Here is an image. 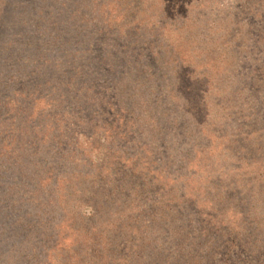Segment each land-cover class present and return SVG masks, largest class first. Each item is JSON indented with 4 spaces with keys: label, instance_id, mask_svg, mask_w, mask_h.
I'll list each match as a JSON object with an SVG mask.
<instances>
[{
    "label": "rangeland",
    "instance_id": "1",
    "mask_svg": "<svg viewBox=\"0 0 264 264\" xmlns=\"http://www.w3.org/2000/svg\"><path fill=\"white\" fill-rule=\"evenodd\" d=\"M84 1L80 2L81 12L89 15L80 23L85 48L93 45L98 52L99 46L104 48L99 44L104 35L100 33L103 17H98L102 13L91 4L92 0ZM186 1L167 0L165 9L170 19L176 20L177 29L174 33L170 19L164 20L170 26L162 32L163 38H158L163 43H173L180 60L178 66H166L160 74L164 80L159 86L166 93L160 109L164 116L155 112L151 115L140 104L134 107V114L137 125L144 124L143 135L130 129L102 132L101 127L113 119L104 113L93 115L98 108L88 106L81 99L84 96L77 95L79 101L75 103L74 96L66 95L70 100L51 115H46L49 111L46 102L36 104V113L44 114L41 127L45 122L52 126L57 120L51 138L61 135L63 139L58 141L63 145L58 147L56 142L46 141V145L39 143L36 148L42 154V162L54 164L53 181L64 173L65 180L74 175V182L81 184L80 194L75 193L70 200L60 193L62 211L67 216L80 217L92 211L98 199L91 201L87 193L92 191L93 196L99 187L95 185L103 188L107 183L124 184L115 182L125 178L136 155L147 159L149 166L148 172L147 167H138L137 171L153 180L150 193L143 197L146 201L140 202L160 200V206L169 205L171 210L167 212L168 220L160 227L156 225L149 235L152 241L149 257L161 248L164 264L167 259H171L169 264H196L195 261L197 264H264V0H204L197 4L200 0ZM16 3L24 6L31 1L16 0ZM184 15L191 29L189 46L183 44L186 33L177 22ZM111 39L105 38L107 45ZM50 40L44 37L42 43L50 44ZM190 54L194 58L184 65L182 57L187 59ZM52 55L54 60L49 65H43L44 59L38 61L41 73L55 79L63 70L56 68V62L66 55ZM88 61L86 58L82 63ZM89 66L94 65L87 64L85 73ZM172 67L177 70H171ZM150 83L123 85L137 92L148 89ZM101 84L105 85L101 86L102 95L107 94L108 88L118 91L120 87L118 79L113 85L107 81ZM53 87L41 91L46 101L49 94L54 95L50 93ZM119 97L114 101L105 98L116 107ZM156 97L153 95L150 102L155 103ZM154 117L159 120L157 126L153 124ZM51 132L37 131L41 135L39 142ZM53 151H58L57 159ZM30 162V167L36 165V157ZM96 174L102 175L103 181L92 183L91 177ZM91 184L94 189L89 190ZM55 196L50 197L55 199ZM3 207L0 196V212ZM0 218V264H18L14 261L16 253L9 252V245L4 246L3 242L6 228L11 231V223L3 225L5 220L1 215ZM205 224L209 229L202 231ZM56 225L57 229L61 227L59 223ZM230 232L235 235L236 244L228 237ZM212 252L214 256L210 259Z\"/></svg>",
    "mask_w": 264,
    "mask_h": 264
},
{
    "label": "trees",
    "instance_id": "2",
    "mask_svg": "<svg viewBox=\"0 0 264 264\" xmlns=\"http://www.w3.org/2000/svg\"><path fill=\"white\" fill-rule=\"evenodd\" d=\"M30 1V5L20 6L16 0H0V196L4 204L0 215L5 220L3 225L11 223L10 233L6 228L7 234L3 236L4 246L9 245L8 251L16 253L14 261L18 264H164L161 248L149 257L152 245L149 235L156 225L160 227L168 220L170 215L167 212L171 210L169 205L160 206V200L140 202L146 201L143 197L153 187L152 178L137 171L138 167H147L145 170L149 171L147 159H139L136 155L132 157L134 163L126 171L125 178L115 182H124L125 185L107 183L103 188L102 185H95L99 186L95 194L91 196L92 191L87 193L91 201L98 199L89 214L67 216L62 211L60 193L70 200L75 193L80 194L81 184L74 182L75 176L68 173L69 179L65 180V174L61 173L53 181L54 164L41 161L42 154L36 148L39 143L56 142L61 147L63 144L58 140L63 138L61 135L51 138L56 131L57 120L54 119L52 126L45 122V126L41 127L40 120H43L44 114L36 113V104L46 102L50 111L46 115H51L53 110L62 109L63 103L70 100L66 95L74 96L75 103L79 101L77 95L84 96L81 99L88 106L96 105L98 108L93 115L104 113L113 119L104 124L102 130L99 129L102 132L130 129L143 135L145 127L144 124L137 125L134 107L144 104L145 111L151 115L153 112L161 115V103L166 93L159 86V82L164 80L160 74L166 66H178L180 63L177 47L173 43L158 41L170 26L163 23L170 19L165 9L167 0H92L91 4L102 13L98 17H103L104 25L100 31L104 34L103 39L99 43L104 48L99 46L98 52L93 45L85 48L84 29L80 25L89 15L81 12L80 2L85 3L84 0ZM203 1H196V4ZM104 9H107L105 13ZM179 17L180 29L186 33L183 44L189 46V19L187 15ZM175 21L169 20L172 31ZM176 29L177 26L174 33ZM44 37L51 39L50 44L42 43ZM108 37H113L109 45L105 41ZM66 52L70 53L66 55ZM53 53L57 57L66 55L65 59L59 58L56 62V68L63 69V74L55 79L41 73L38 61L44 59L43 65H49L54 60ZM194 56L182 57L183 64L190 62ZM86 58L89 61L82 63ZM87 64L94 66L87 67L86 75L84 69ZM171 70H177V67ZM117 79L120 81L118 91L108 88L107 94L102 95L101 86L105 85L101 83L107 81L113 85ZM41 80L43 82L38 84ZM126 82L141 86L144 82L151 83L147 85V91L132 92L127 84L123 85ZM52 86L64 91L51 88L50 93L54 95L49 94L51 99L48 97L46 101L41 91ZM117 95L120 102L115 107L106 98L114 101ZM153 95H157L155 103L150 102ZM133 98L136 100L131 102ZM158 121L154 117L153 124L157 126ZM41 129L52 132L43 135L39 142L41 135L36 132ZM53 154L55 159L59 157L58 151H53ZM32 157H36L37 163L30 167ZM91 178L92 183L103 181L100 174ZM92 189L93 184L89 187V190ZM51 194L56 195L55 199H51ZM50 209L57 210L55 212L59 216ZM58 223L61 226L59 229L56 228ZM62 223L66 226L63 227ZM54 228L57 229L55 232ZM208 229L206 224L201 227L202 231ZM229 236L234 239L232 243L238 242L231 232ZM213 256V252L209 254L210 259ZM170 261L167 259L166 263Z\"/></svg>",
    "mask_w": 264,
    "mask_h": 264
}]
</instances>
